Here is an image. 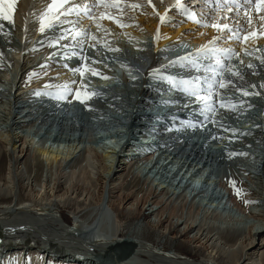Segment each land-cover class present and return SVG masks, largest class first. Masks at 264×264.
<instances>
[{"label": "bare ground", "instance_id": "obj_1", "mask_svg": "<svg viewBox=\"0 0 264 264\" xmlns=\"http://www.w3.org/2000/svg\"><path fill=\"white\" fill-rule=\"evenodd\" d=\"M210 1L181 0L200 21L195 23L182 9L174 7L176 0H106L119 4L118 8L109 9L97 0H70V4L87 5L93 19L83 12L65 17L76 22L80 19L84 29L102 32L92 35L91 43H84L88 45L84 50L82 41L72 43L74 46L58 61L39 45L37 52L24 51L13 62V81L0 88L9 98V102L0 104V151L13 155L3 167L0 164V234L13 241L0 236V264L20 253L28 254L27 258L13 264H53L51 259L62 264H264V47L259 51V46H264V0ZM51 2L3 0V8L9 4L12 8L10 19L0 17V54L3 55L1 48L8 40L14 44L21 38L20 45L26 42L29 46V39L35 36L36 29H41L42 16ZM153 6L160 15L166 14L165 22L161 23ZM62 11L49 13L44 25ZM102 13L120 24L101 18ZM212 24H227L231 31L217 30ZM53 28L51 24L45 27L42 38L52 37ZM25 29L28 36L20 35L19 30ZM145 33L153 37L151 50L140 46L131 53L125 52L130 63L125 62L123 67H131L132 72H140L145 79L134 83L135 77L124 73L121 76L127 84L119 86L116 78L124 63L120 64L116 54H112L114 42L129 35L140 38ZM107 39L112 41L105 42ZM203 46L217 49L215 57H205L197 51ZM176 52L179 53L175 57H186L174 65L177 78L192 81L204 90L201 95L211 86L207 102L211 111L189 96L183 90L185 85L179 88L176 80V85L171 86V80L164 77L162 72L168 68L164 65L165 56ZM249 52L255 57L246 56ZM102 56H108L107 79L90 71H84V79L74 71L95 66ZM216 59L220 60L219 65ZM234 62L237 63L230 67ZM39 66L51 69L22 86L27 73ZM221 81L224 87L220 86ZM61 85H67V90L57 87ZM50 87L60 89L65 97L57 100L45 93ZM98 87L105 90L101 93ZM77 91L96 95L81 102L76 98ZM160 93L167 96L156 102L169 99L172 103L152 107L146 98L154 99ZM59 107L64 111L61 114ZM70 110L73 113L66 112ZM121 118L131 133L149 130L156 136L146 143L131 140L128 148L134 146V150L117 155L125 151L119 144L127 135L117 129ZM174 121L177 131L159 133L160 126ZM112 128L116 130H109ZM104 131L116 137V146H109L114 145L109 139V145L100 140ZM50 140L64 141L66 145L57 152L58 146L46 147ZM139 144L142 151L155 146L157 154L139 160ZM157 155H161V160H156ZM26 156L30 166L42 163L45 174L42 168L41 172L35 171V177L26 175V160L21 164ZM133 177L141 180L146 189L134 192L131 183L127 187V178ZM157 179L166 183L162 185ZM232 181L242 189L238 198L231 189ZM69 204L75 210L73 222L66 225L59 208ZM185 207L188 212L196 207L195 213L202 217L185 215ZM143 211L147 214L143 227L159 231L167 239L179 238L189 249L197 250L202 259L194 260L174 244L171 248L165 246L166 242L160 244L170 251L157 249L153 245L160 244L147 242L143 235L146 232L142 228L143 234L142 230L139 233L138 224L137 237L132 234L135 240L122 237L121 217L138 220ZM33 245L35 249L27 251ZM102 251L107 253L106 262L94 258L101 257Z\"/></svg>", "mask_w": 264, "mask_h": 264}, {"label": "rangeland", "instance_id": "obj_2", "mask_svg": "<svg viewBox=\"0 0 264 264\" xmlns=\"http://www.w3.org/2000/svg\"><path fill=\"white\" fill-rule=\"evenodd\" d=\"M0 7H2V5L0 4ZM3 8V7H2ZM129 14V13H128ZM2 16V18H3V15H0V17ZM65 17V15H61V14H59V15H57V16H55V17H53V18H51V20H49L47 23H46V25H44V28L45 27H47L48 25H53V29H55V32H54V34H53V36L52 37H46V39H43L42 38V31H41V29L39 30V29H36L35 31V36H33V37H30V39H29V46H26V42L24 43H22V45H20V39L21 38H19V40H17V44L16 43H10L9 41L10 40H8V42H5L4 44H3V46H2V48H1V51H3V55L2 54H0V88H3V86L4 85H6V86H8L10 83H11V81H13V79H14V69H13V62L14 61H16L17 60V58H19V56L21 55V53H24V51H25V53L26 54H29V52L30 53H34V52H37L40 48H44V51H46L48 54L50 53V54H53V55H55V59H56V61H58V59H60L61 58V56L63 57V56H65V55H67L66 54V50L67 49H71V47H73L74 45L72 44V43H79V42H81L82 41V44H83V50H84V47L85 46H87L88 47V45L87 44H89V42L91 43V40L90 39H92V35L93 36H97V35H95L96 33L98 34H100V32H102L101 31V29H97V30H94V29H92L91 31H90V29H88V28H86V29H84V27L81 25L82 23H80L79 22V20L80 19H77V22H76V20L74 21V20H71L70 18H64ZM4 19V18H3ZM72 21V22H71ZM49 22H50V24H49ZM80 26V27H79ZM167 26H169L168 24H167ZM52 27V26H51ZM37 30H38V32H37ZM69 30H71V31H69ZM89 30V31H88ZM100 31V32H97V31ZM28 30L27 29H25V31H23L22 32V30H19V32H20V35H25L26 33V36H28V32H27ZM32 31V30H31ZM85 31H87V32H85ZM78 33H84V34H78ZM88 33V35H86ZM73 35H75L76 36V39H73ZM85 35V36H84ZM103 35H105V34H103ZM103 35H101V37L102 38H104L105 36H103ZM130 36V35H129ZM129 36H127V38L125 37V38H120V39H118V40H116V42H114L115 40H113V42L115 43V48H114V51H113V53L112 54H116V59L118 60L119 59V62H120V64H122V63H124V64H122V67L121 68H119V69H121L120 70V73H118V78H116V83H118L119 84V86H123V84L125 83V85L127 84L126 83V81H124V79H123V77L121 76L122 74L124 75V73L128 76V75H130V78L132 77V79L135 77V80H132L134 83L137 81V79L138 78H136V77H143L142 79H140L141 81H143L144 79H145V76H143V75H140V72H136V71H134V72H132V68L130 67V68H124L123 69V67L125 66V62H126V65L128 64V63H130V60L128 59V58H126V53H131L132 51H134V50H138L139 49V47L140 46H142V47H145V48H147V49H150L151 50V46H152V44L151 43H153L152 42V40H153V37H152V35H149L148 33H145V34H143V36H139L140 38H132V37H129ZM61 37H65V38H63L62 40H60L61 39ZM152 37V38H151ZM41 38V39H40ZM66 39H68V43L66 44V42L65 41H63V40H66ZM85 39V40H84ZM60 40V41H59ZM109 40V41H108ZM19 41V42H18ZM62 41V42H61ZM72 41V42H71ZM73 41H75V42H73ZM102 41V40H101ZM105 41V40H104ZM112 40H110V39H107L105 42H111ZM60 44H59V43ZM65 42V43H64ZM88 42V43H87ZM112 42V43H113ZM36 43V44H35ZM70 43L72 44L71 46H70ZM84 43H87V44H84ZM96 43H98V42H96ZM95 43V44H96ZM24 44V45H23ZM55 44V45H54ZM82 44H81V48H82ZM99 44V43H98ZM39 45H41V47L40 48H38L39 47ZM61 45V46H60ZM63 45H65V46H63ZM69 45V46H68ZM134 45V46H133ZM188 45V44H187ZM55 46V47H54ZM29 47V48H28ZM32 47V48H31ZM34 47V48H33ZM35 47H37V48H35ZM70 47V48H69ZM87 47H85V48H87ZM99 49H100V47L99 46H97ZM169 47L171 48L172 47V44L171 45H169ZM188 47L190 48V45H188ZM261 47H264V46H259V51L261 50ZM22 49V50H21ZM28 49V50H27ZM56 49V50H55ZM102 49V48H101ZM255 48H253V50H254ZM54 50V51H53ZM83 50H81V51H83ZM105 50V49H104ZM262 50H264L263 48H262ZM26 51H28V53L26 52ZM53 51V52H52ZM102 51H103V49H102ZM106 51H107V49H106ZM105 51H103V53H104ZM110 53H111V51H109ZM121 52V53H120ZM126 52V53H125ZM47 53H45V54H47ZM72 52H70V54H71ZM79 53H81L80 52V50H79ZM78 53V55H80ZM52 55V56H53ZM75 55H77V54H75ZM51 56V57H52ZM108 56H110V55H108ZM107 56V57H108ZM246 56H248V57H252V56H254V54L253 53H247L246 54ZM264 56V55H263ZM105 57V58H104ZM107 57L106 56H102L101 58H102V60H100L99 62H98V64L97 63H95V66H93L92 64L91 65H89L88 67L89 68H94V69H98V70H95L96 71V73L97 74H99L97 77H106V74H108L107 72H109V71H107L106 70V63H107ZM255 57V56H254ZM162 59V58H161ZM263 60H264V57H263ZM93 61H96L95 59H93ZM127 61H128V63H127ZM97 62V61H96ZM104 62H105V64H104ZM246 62H250V60H246ZM163 63V62H162ZM235 63H237V62H234V64H232L230 67H233L234 65H235ZM254 63V65H256L257 64V61H254L253 62ZM103 64V65H102ZM129 65V64H128ZM98 66V67H97ZM248 66H250L249 64H248ZM251 66H253V65H251ZM41 67V68H40ZM127 67V66H126ZM253 67H256V69H258V66H253ZM253 67H251V68H253ZM109 68V67H108ZM107 68V69H108ZM250 68V69H251ZM50 69H51V67H48V66H39V69L37 68V70L36 71H31L30 73H27V74H29L28 75V79H26V80H24L23 81V83H22V86H27L29 83H28V81H32V79L34 78V77H38L41 73H43V72H49L50 71ZM131 69V70H130ZM249 69V68H248ZM249 69V70H250ZM109 70V69H108ZM118 69H116V72H118L117 71ZM252 70V69H251ZM98 71V72H97ZM102 73H101V72ZM107 71V72H106ZM126 71V72H125ZM169 71H171V70H169ZM100 72V73H99ZM104 72V73H103ZM106 72V73H105ZM115 72V73H116ZM122 72V73H121ZM90 73V72H89ZM129 73V74H128ZM139 75V76H138ZM84 77V79L86 78V76L85 75H83ZM90 76L92 77L93 75L90 73ZM165 77V76H164ZM104 79V78H103ZM175 79H176V77H175ZM129 80H127V82H128ZM34 84V83H33ZM56 88V87H55ZM166 89H168L169 90V88L170 87H165ZM53 89V91L50 93L51 94V97H52V95L56 98V99H58L57 98V96H55V95H57L59 92H60V89L58 90V88H56V89H54L53 87L51 88L50 87V90H52ZM97 89H99V91H101V93L105 90V88L104 87H98ZM0 90H2V89H0ZM1 93H4L3 91H0V94ZM99 93V92H98ZM3 94H1L0 95V104H2V103H5V102H9V98H7V97H5V96H7L6 95V93H4V97L2 96ZM81 97L83 98V95L81 94ZM36 98H39V96H36ZM80 100V99H79ZM177 100V104H178V99H176ZM175 100V101H176ZM233 102V101H232ZM232 104V103H231ZM237 104V103H236ZM239 104V103H238ZM237 104V105H238ZM230 107H231V105H229ZM57 111H58V114H61V112L63 113L64 111H63V109L61 108V107H59V108H57ZM71 111V112H70ZM70 111H66L67 113H73L72 112V110H70ZM167 118V117H166ZM124 121V122H123ZM0 123H2V121L0 120ZM123 123H124V125H123ZM118 128L117 129H119L120 131H125L124 133H123V135L125 134V133H127V132H129L130 131V129L128 130V128H129V126H128V124L127 123H125V120H123L122 118H121V120H120V122L118 123ZM128 126V127H127ZM134 127L136 128V129H141L142 127L140 126V125H138V126H136V125H134ZM98 130H100V129H98ZM102 130V129H101ZM109 130H116V128H112V129H109ZM127 130V131H126ZM172 131H176V129H171V131L170 132H172ZM102 132H103V130H102ZM106 131H104V136L103 137H101L102 139H100L102 142H104L105 144L108 142V143H110L111 141H112V144H114V145H109V144H107V145H109V146H116L115 144V139H116V137H110V136H108V134H106L105 133ZM122 133H119V135H122ZM106 134V135H105ZM132 135H133V137H131L130 138V141L131 140H133V141H136V142H139V143H142V142H144L143 140H145V139H149V138H154L155 137V135L151 132V131H146V134H143L141 131L139 132V131H136L135 132V134H133L132 133ZM110 140V142H109V140ZM140 139H142V140H140ZM108 140V141H107ZM74 142H77V140H75ZM134 143V142H133ZM133 143H131V145L133 144ZM111 144V143H110ZM66 145V143L64 142V141H48V143H46V147H52L53 149L54 148H56V146H58L57 147V152L59 151V152H61V149H63V146H65ZM118 145V144H117ZM120 146H121V143L119 144ZM130 145V146H131ZM62 148H61V147ZM128 147H129V145H128ZM127 147V150H128V152L129 153H131V151H132V149L134 150V146H132L133 148L132 149H130V148H128ZM139 147H141V145L139 144ZM130 150V151H129ZM64 152V151H63ZM12 157H13V155L12 154H6V155H4L3 154V151L1 150L0 151V164H1V167H3L5 164H6V162H8L9 160H11L12 159ZM28 156H26V157H24L22 160H21V164L25 161V168H24V172L26 173V175H31V176H33V177H35V171L36 170H39L40 172H41V170H42V168H43V174H45V167H44V165H42V163H40V165L39 164H37V163H34V164H31V166H30V162H28V160L26 159ZM156 160H161V155H157L156 156ZM155 160V161H156ZM23 161V162H22ZM32 165H33V167H32ZM170 165H168L167 167H169ZM34 171V172H33ZM31 173H33V174H31ZM128 179V181H127V184H126V186L127 187H130V185L132 186V189H133V191L134 192H140L142 189L144 190V189H146V187H144V185H142V182H141V180H138V179H135L134 177L133 178H127ZM135 179V180H134ZM133 180V181H132ZM130 181V182H129ZM156 181V180H155ZM156 182H162L161 181V179L159 180V179H157V181ZM131 183V184H130ZM166 183V182H165ZM165 183H160V184H165ZM232 185H231V189H232V191H233V194H234V196L236 197V198H238V196H237V194H240V192H241V188L238 186V184L235 182V181H232V183H231ZM143 186V187H142ZM167 186V185H166ZM153 187H156L155 186V183H153ZM142 190V191H143ZM15 202H16V197H14V199H13ZM173 200H174V197H173ZM18 201V200H17ZM22 202V201H21ZM250 203L251 204H253V202L252 201H250ZM250 203H246L247 205L248 204H250ZM1 205V204H0ZM75 208V206H71L70 204L69 205H65V206H62L61 208H59L60 209V211H61V215H62V219H63V221H64V224H71L72 222H73V217H74V215H72V212L75 210L74 209ZM218 210H220L219 208H218ZM54 211H56L55 209H54ZM144 211H146V213H147V210H144ZM144 211L142 212V215L139 217V219L138 220H136V219H131V218H123V217H121V222H122V224H121V229H122V231H121V234H122V237H127L128 239H133V240H135L134 239V237L136 238L137 236H136V232H137V224L138 225H141V228L139 227L138 228V231H139V233H140V231H141V233L143 232V229L145 230V234H143L144 235V239L146 238V240H147V242H154V244H160V243H163V242H166L165 243V246H167V247H169V248H171V246L174 244V245H176V248H177V246H178V249L179 250H181V252L183 253V254H188V256H190L192 259H194V260H200V259H202V256H201V254L196 250H191V249H189V247H187V244H185V243H183L179 238H174V239H167L166 238V235H161L160 234V232L159 231H154V230H151V229H148V228H146L145 226L143 227V221L146 219V215L147 214H145L144 213ZM186 211V212H185ZM185 211H183V213L185 214H187V213H189L192 217L193 216H196L197 215V213H195V212H197V209H196V207L194 208V209H192L191 208V211H187V208L185 207ZM144 214V215H143ZM185 214V215H186ZM189 215V216H190ZM202 214L201 213H199L198 215H197V217H200ZM188 216V215H187ZM202 217V216H201ZM204 218H205V216H203ZM136 221H138L137 223H136ZM101 225V224H100ZM100 225H99V227H100ZM136 225V226H135ZM206 225H208L207 223H205V226ZM210 226V225H209ZM136 228V229H135ZM143 228V229H142ZM196 227H193V229H195ZM134 229V230H133ZM134 231V232H133ZM136 231V232H135ZM132 232V233H131ZM148 233V234H147ZM132 234H133V236L134 237H132ZM128 235V236H127ZM142 235V236H143ZM130 237V238H129ZM132 237V238H131ZM5 238V237H4ZM1 239V238H0ZM6 239V238H5ZM0 241H3V240H0ZM172 241V242H171ZM3 243V242H2ZM171 245H170V244ZM30 244H28V246H29ZM173 245V246H174ZM12 246L13 247H20L19 245H17V244H12ZM154 247H156L157 249H160V250H165V248L166 247H162L161 246V244L160 245H153ZM33 247H35V245H33L32 247H30L27 251H30L31 249H35V248H33ZM162 248V249H161ZM117 249H120V248H118L117 247ZM165 251H170L169 249H167V250H165ZM13 252H15L14 250L11 252V251H9V252H7V253H4V254H2V257H4V256H8L9 254H11V253H13ZM103 253H101V257L103 258H101V257H99L98 255H97V257L95 256H92V257H94V258H97V259H100V260H98V262H100V261H102V260H105V262H106V260H107V253H105L104 251H102ZM186 252V253H185ZM19 255V256H18ZM17 255V257H15V256H13L12 255V257L11 256H9L7 259H5V261H2V263L1 264H13L15 261V263H18L20 260H22V261H24L23 259L25 258H27V256H28V254H27V256L26 255H24V256H26V257H24L23 256V254H18ZM34 261V260H33ZM29 262H32V261H29ZM35 263H33V264H38V262H36V261H34ZM54 262H57V263H54ZM50 263H53V264H62L63 262L62 261H53L52 259L50 260Z\"/></svg>", "mask_w": 264, "mask_h": 264}, {"label": "snow or ice", "instance_id": "obj_3", "mask_svg": "<svg viewBox=\"0 0 264 264\" xmlns=\"http://www.w3.org/2000/svg\"><path fill=\"white\" fill-rule=\"evenodd\" d=\"M3 3V0H0V4ZM97 3H102L103 7L105 9H109V8H118L119 4L118 3H108L106 2V0H97ZM149 3H151V0H149ZM66 5H68L67 7H65ZM96 5H93V7H95ZM132 7H139V5H132ZM174 7L176 8H180L183 10L184 15L190 19L193 20L195 23H200L199 20L196 19V16L193 12H191L188 8L184 7V5L181 3V0H176V4L174 5ZM12 5L9 4L7 6V8H2L0 7V15H3L4 19H10L9 16V12L11 11ZM61 9H63L62 12H60V14L68 16L71 15L73 12H75L78 16L80 15L81 12H83V14L85 16H88L89 19H93V17L91 16L90 12H89V7L87 5H84L83 7H81L80 5H75V4H70V0H52V2L50 4H48L47 9L45 11V13L42 16L41 19V31H43L44 29V18L48 16L49 13H53V12H59ZM153 12L159 16V19L161 21V23L165 22L166 20V14L165 15H160L158 12H156L155 7L153 6ZM167 13V10H166ZM101 18H107L110 20H113L115 23L120 24L119 20H116L114 17H112L111 15H106L104 13L101 14ZM100 25L97 24V27H99ZM123 26V25H121ZM207 26V25H205ZM212 27L217 28V30H228L229 32L231 31V29L229 28V26L227 24H212ZM71 31V30H69ZM78 34H84V33H78ZM65 37H61V39H63ZM73 39H76V36L73 35ZM198 52H201L205 55V57H207L209 54H212L213 57H215L216 52L218 51L215 48L212 47H208V46H203L201 49L197 50ZM180 59H186L185 58H180ZM216 64L219 65L220 64V60L216 59ZM74 71H78L80 72V75L83 77L84 75V71H90L92 72L93 75H96V71L95 69H91V68H85L83 71L81 69H75ZM107 79V77H102ZM181 84L185 85L184 87V91L188 93L189 96H194L196 98L197 101H200L202 103H204L205 107L208 108L209 111H211V106L207 103L208 100L210 99L211 96V86H209V90L204 94L201 95V91H204L203 89H199L196 85H194L192 83V81L189 80H183L181 81ZM220 86L224 87V83L221 81L220 82ZM58 88H63L65 90H67V85H61V86H57ZM91 95H96V93H87L85 92L83 94V98L81 97V93L79 91H77L76 94V98L77 99H81V102H83L84 99L89 98ZM245 95H247V93H245ZM57 98H63V94L59 93ZM225 105L221 104V107H224ZM245 203H250V201H245Z\"/></svg>", "mask_w": 264, "mask_h": 264}, {"label": "built area", "instance_id": "obj_4", "mask_svg": "<svg viewBox=\"0 0 264 264\" xmlns=\"http://www.w3.org/2000/svg\"><path fill=\"white\" fill-rule=\"evenodd\" d=\"M0 236L6 237L7 241H13V240H11V238H8V236H6V235L0 234ZM117 253H120V252H117Z\"/></svg>", "mask_w": 264, "mask_h": 264}]
</instances>
